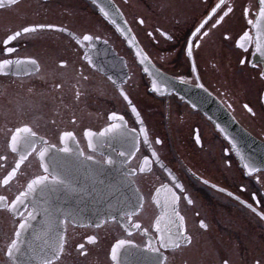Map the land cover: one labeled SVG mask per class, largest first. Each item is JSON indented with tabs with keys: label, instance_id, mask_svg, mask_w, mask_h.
<instances>
[{
	"label": "flooded vegetation",
	"instance_id": "af4514ba",
	"mask_svg": "<svg viewBox=\"0 0 264 264\" xmlns=\"http://www.w3.org/2000/svg\"><path fill=\"white\" fill-rule=\"evenodd\" d=\"M217 2L113 0L122 13L114 16L116 24L106 20L92 0H18L15 5L0 8V47L8 34L34 24L65 27L77 37L83 33L100 37L90 50L94 61L91 66L83 60L85 50L66 33L44 30L13 42L18 49L14 58H36L41 71L37 73L31 66L22 64L12 66L7 76L0 75V154H5L6 128L24 120L58 147H62L59 134L71 131L74 139L66 142L74 153L82 151L95 161L110 155L115 158L121 150L119 137L108 134L104 146L94 150L88 147L89 138L85 136L86 131L98 134L107 127L112 112L123 115L129 128L139 130L127 101L107 79L110 76L116 85H123L144 121L150 141L144 144L141 136L140 151L128 166H139L145 156L152 159V150L166 166L162 168L154 163L151 171L135 178L145 197L144 208L136 219L143 228L152 230L161 215L153 196L161 184L172 186L169 171L185 189L179 209L192 243L166 252L168 264H223L225 260L228 264H257V261L264 264V219L257 215L264 212V168L248 175L235 149L215 123L189 102H207L213 112L221 111V115L225 112L246 133L264 144V58L257 57L254 48L243 52L235 46V40L249 30L242 9L255 0H228L234 13L226 18L227 23L212 29L208 36H201L196 41L199 47H193V57L187 55L192 31ZM141 19L143 24L139 23ZM129 28L131 33L126 31ZM224 35L229 39L225 40ZM131 36L135 37L134 43ZM137 48L146 51L155 65L150 71L159 69L164 74L159 84L161 92L152 91V77L144 71L146 65L136 58ZM193 60L196 73L192 72ZM241 60L245 63L241 64ZM62 61L66 67L60 66ZM81 70L88 80L80 77ZM196 76L208 92L194 86ZM180 77L191 83H181ZM191 89L195 92L189 93ZM245 103L253 108L255 116L243 108ZM156 139L163 143L156 144ZM6 154L8 162L6 168L0 169V179L15 159L10 152ZM69 158L76 159L72 154ZM104 169L100 177L105 181L104 186L86 180L85 170L81 168L75 172L79 180L75 190L60 193L57 204L72 210L80 222L66 225L68 244L60 264H111V245L118 238H126L120 222L109 220L100 228L95 227L94 222L102 219L98 213L108 208L107 200L112 195V169L107 166ZM21 171L18 181L0 187V195L14 198L21 185L40 171L38 161L30 157ZM114 173V182L118 184L120 174L116 169ZM203 180L209 183L204 184ZM213 184L217 187H211ZM220 188L224 191H219ZM228 192L233 195L228 196ZM183 195L193 203L189 205ZM166 196L167 193L161 192V201ZM81 197L87 202L81 204ZM247 205L257 211L253 212ZM201 220L206 228L200 227ZM13 223L12 216L0 210V248L11 234ZM81 223L91 226H80ZM89 235L97 237L95 244L87 242ZM131 239L143 246L146 237L134 231ZM80 243L85 244L86 255L77 251ZM4 259L0 253V264H4Z\"/></svg>",
	"mask_w": 264,
	"mask_h": 264
},
{
	"label": "snow or ice",
	"instance_id": "6c2138e0",
	"mask_svg": "<svg viewBox=\"0 0 264 264\" xmlns=\"http://www.w3.org/2000/svg\"><path fill=\"white\" fill-rule=\"evenodd\" d=\"M17 2L18 0H0V8H4L6 5H15ZM92 2L96 4L104 18L112 24H116L114 18L116 14L122 15L113 0H105V2L92 0ZM233 13L234 7L228 3V0H218L211 7V11L192 31L193 39L187 43L188 57H193V47H199L196 41L201 36L206 37L212 29L227 23L226 18H230V14ZM242 16L245 18L249 30L243 31L242 35L235 40V46L243 52H248L250 48H254L256 53L264 57V0H255V3L244 7ZM139 23L143 24L144 21L141 19ZM125 24H127V21H125ZM44 30L66 33L69 37H72L75 44L85 50L83 60L89 66L94 64L90 50L95 42L100 39L99 36L83 33L77 37L65 27L52 24H34L24 26L22 29L8 34L6 39L3 40L2 47H0V56L3 57L0 58V75L7 76L12 66L18 67L22 64L31 66L37 73L41 71L40 63L36 58H14L17 57L18 49L13 45V42L23 36ZM126 31L131 33L130 28ZM148 35L151 36L152 33H148ZM161 35L166 34L161 32ZM223 38L228 40L229 36L224 35ZM130 41L134 43L135 37L131 36ZM135 56L141 65H146L144 71L152 77V91L161 92L159 84L164 74L159 69L150 71L151 68H155V65L151 63L148 53L142 48H137ZM240 63L244 64L245 61L241 60ZM60 66L66 67V62L62 61ZM196 71L197 66L193 60L192 72L196 73ZM80 77L83 80H88V76L84 75L83 70L80 72ZM107 79L117 86L120 95L127 101L131 112L135 114L136 122L140 125L139 130L129 128L123 115L112 112L108 116L110 123L101 132L98 134L92 131L85 132V136L89 138L88 147L94 150L97 147L104 146V137L108 134L119 137L121 139V150L116 153L115 158L110 155L102 161H95L93 156H84L82 151L74 153L66 142L74 139L71 131H63L59 134L58 139L62 147H58L57 144L49 142L44 135L39 133L36 127L27 121L21 120L14 127L6 128L5 154H0V169L7 166V152L13 154L15 159L10 170H7L6 174L0 179V187L10 186L13 181H18L19 175L22 174V166L29 162L30 157L38 161L40 171L21 185L14 198L9 199L6 195H0V210L7 211L14 220L12 232L5 240L4 246L0 248V253H3L5 258L4 264H60L68 244L66 225L69 222H80L76 219V214L72 210L59 206L57 200L60 193L75 190V186L79 184L75 172L81 168L85 170V179L92 180L93 185H105V181L100 178L103 175L105 166L116 169L120 174L119 186L116 187V191L122 194V199L119 200L120 206L116 207L109 203L106 210L98 213L102 216V219L94 222L96 228H100L102 224L107 223L109 220L120 222V226L126 234V238H118L111 245L109 253L111 264H168L169 257L165 254L166 252L181 249L192 243V237L186 229L185 217L179 209V203L185 189L170 171L168 175L171 177L172 186L161 184L155 190L153 196V200L160 207L161 215L156 218L152 230L143 228L136 219L144 208L145 197L139 187L136 186L135 178L139 174L151 171V166L154 163L160 164L162 168H166V166L160 162L155 150L151 152L152 159L145 156L139 166H128L136 153L140 151L141 136L144 144H150L148 132L144 127V121L140 113L124 91L123 85H116V81L112 80L110 76ZM179 79L181 83H191L184 77ZM199 79V76H196L197 83L194 86L208 92V89L203 83L199 82ZM57 87H60V85H57ZM76 95L79 97L80 93L77 92ZM228 107L231 108L232 105L229 104ZM243 108L250 115H256L253 108L247 103L243 105ZM216 127L222 133L227 131L219 124ZM225 139L229 141L233 149H237V154L240 155L243 167L248 170V175L259 171L253 163L244 162L245 157L239 152L233 139L229 138L228 135H225ZM196 142L200 143L199 137H197ZM155 143L162 144L163 142L156 139ZM69 154L74 155L76 159L71 160ZM80 157H83V159L81 160ZM87 162H92V164L90 165ZM94 166L95 171H93ZM203 183L208 184L209 181L203 180ZM211 187L216 188L217 186L213 184ZM177 190H179V194ZM218 190L224 191L222 188ZM161 192L167 193L162 201L160 198ZM227 195L232 196L233 194L228 192ZM183 199L189 205L193 203L187 195H183ZM236 199H239V197H236ZM240 202L245 203L242 200ZM247 207L251 208L253 212L257 211L252 205H247ZM257 215L264 219V212H257ZM80 226L91 225L81 223ZM200 227L206 228L207 225L201 220ZM134 231L142 232L146 237L143 246L131 239ZM87 242L95 244L97 237L89 235L87 236ZM76 249L80 255H86L84 243L78 244ZM223 264H228V261L225 260ZM257 264H260V262L257 261Z\"/></svg>",
	"mask_w": 264,
	"mask_h": 264
},
{
	"label": "water",
	"instance_id": "95a60500",
	"mask_svg": "<svg viewBox=\"0 0 264 264\" xmlns=\"http://www.w3.org/2000/svg\"><path fill=\"white\" fill-rule=\"evenodd\" d=\"M261 58H264L261 56ZM104 60V59H103ZM105 74L109 75H114L110 72ZM116 78V77H115ZM189 93L195 92L193 89L191 91H188ZM189 102L192 105H195L199 109H202V112L211 120L215 123V125L219 124L221 127H224L227 131L226 133H222L223 136L228 135L229 138L235 140V143L237 144V148L239 149V152L245 157L244 162H251L255 166L259 167H264V144L258 142L255 140L253 137L249 136L243 129H241L230 117L227 115L225 112L224 114L221 115V111H215L213 112L208 108V103L207 102H201V101H194ZM218 129V128H217ZM228 141V140H227ZM229 142V141H228ZM235 153L237 158L239 159L241 165H243V162L241 161L240 155L237 154V149H235ZM112 195L111 197L107 200L109 203L115 205L116 207H119V200L122 199V194L121 192L116 191V187L119 185L114 182V179L116 177V173H114V168H112ZM105 172V169H104ZM103 172V173H104ZM88 182L86 183V185ZM126 192V190H125ZM89 201V200H88ZM58 202V200H57ZM87 202L84 197H81L80 203H85ZM89 207V206H88ZM39 219V217H38Z\"/></svg>",
	"mask_w": 264,
	"mask_h": 264
},
{
	"label": "bare ground",
	"instance_id": "6f19581e",
	"mask_svg": "<svg viewBox=\"0 0 264 264\" xmlns=\"http://www.w3.org/2000/svg\"><path fill=\"white\" fill-rule=\"evenodd\" d=\"M255 55L257 56V57H261V55L259 54V53H256L255 52ZM241 128V127H240ZM242 129V128H241ZM249 135V134H248ZM250 136V135H249ZM252 137V136H251ZM239 160V159H238ZM240 162V161H239ZM257 168H264V167H259V166H256Z\"/></svg>",
	"mask_w": 264,
	"mask_h": 264
}]
</instances>
